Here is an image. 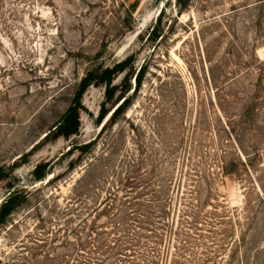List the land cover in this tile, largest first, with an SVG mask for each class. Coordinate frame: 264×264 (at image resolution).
Wrapping results in <instances>:
<instances>
[{
  "label": "rangeland",
  "instance_id": "obj_1",
  "mask_svg": "<svg viewBox=\"0 0 264 264\" xmlns=\"http://www.w3.org/2000/svg\"><path fill=\"white\" fill-rule=\"evenodd\" d=\"M0 167V264H264V0H0Z\"/></svg>",
  "mask_w": 264,
  "mask_h": 264
},
{
  "label": "trees",
  "instance_id": "obj_2",
  "mask_svg": "<svg viewBox=\"0 0 264 264\" xmlns=\"http://www.w3.org/2000/svg\"><path fill=\"white\" fill-rule=\"evenodd\" d=\"M180 5H182V4H180ZM155 25H156V23L153 25L150 32L153 31V28ZM131 60H132V57L129 56L127 59L116 62L113 65L104 66L103 64H101V65H97L95 67L90 68L88 70L87 74L85 76H83L81 79L80 87L77 91L76 103L74 105L70 106V108L64 113V115L61 117V119L56 124L51 126L49 128V131L44 136H46L47 138H54V137H58V136H64L66 138H69L71 135L78 133V131L80 129V125H81L80 109H79L81 106L80 99H81L84 91L88 87V85H90L91 83L103 84L106 87L107 97H106V100L102 104V110H101L100 116H99V119H101V122H102V120L107 116V114L111 110V108L109 109L106 106V101L108 100V98H110L113 95L114 85H112V82H113L114 78L116 77V75L119 72L123 71L125 69L126 65ZM140 80H141V74H139V70H138V72L136 73V76H135V87H134V89H136V87H138L140 85ZM126 87L127 88L125 89L124 93L116 101L115 104L117 105V102H119V100L123 96H124V99L114 109V111L111 113V115L109 116L107 121L114 122L116 120V118L118 117V115L121 112H123L125 110V108L128 106L129 95L126 96V94H128L126 92H128L130 90V88L132 87L131 82L130 83L128 82ZM115 104L113 106H115ZM89 145H90V143H86L84 146H82V148L84 150H86V147H88ZM26 155L27 154L25 153L24 156H26ZM15 163L16 162H14V164ZM71 163L73 164V162H71ZM48 165H49V163L47 161L37 164V166L35 167V170H34L36 179H38V180L44 179V177L49 172H52L53 166L51 165V168L48 171L47 170ZM234 171H235V168L228 167L227 164L222 165V169H221L222 173L225 174V173H231ZM5 175H8V173H5L4 167H0V179H3L4 177H6ZM28 199H29V192L28 191H26V192L14 191L13 193H11L0 205V226L5 224L9 220L10 214L13 212V210L16 209V207L18 205H20V204L22 205ZM158 238L161 239V237H158ZM156 241L158 243V240H156ZM256 252H257V249L255 248L253 254L250 256L252 258V260L250 261V264H255ZM141 259H143V260H141L140 264H148V261L145 258H141ZM149 261H151V260H149ZM153 261L154 260H152L151 262H153Z\"/></svg>",
  "mask_w": 264,
  "mask_h": 264
},
{
  "label": "bare ground",
  "instance_id": "obj_3",
  "mask_svg": "<svg viewBox=\"0 0 264 264\" xmlns=\"http://www.w3.org/2000/svg\"><path fill=\"white\" fill-rule=\"evenodd\" d=\"M150 16H152L151 15V12L149 13V14H146L145 16H144V18L142 19V22L140 23V26H143L142 24H144L147 20H148V18L150 17ZM139 26V27H140ZM141 28V27H140ZM134 35H135V32H133L132 34H131V36L126 40V42L124 43V46H123V49L124 48H127L128 46H129V44L132 42V39L134 38Z\"/></svg>",
  "mask_w": 264,
  "mask_h": 264
},
{
  "label": "water",
  "instance_id": "obj_4",
  "mask_svg": "<svg viewBox=\"0 0 264 264\" xmlns=\"http://www.w3.org/2000/svg\"><path fill=\"white\" fill-rule=\"evenodd\" d=\"M136 76V75H135ZM134 80H135V77H134ZM123 100V99H122ZM122 100L121 101H119L118 103H117V105H115L114 107H113V109H112V111H111V113L114 111V109L122 102ZM54 172H51V173H49L48 174V178H50L52 175H54L53 174ZM14 189H15V187L13 186V187H11L9 190H8V192L5 194V196L3 197V199L0 201V203L1 202H3L13 191H14Z\"/></svg>",
  "mask_w": 264,
  "mask_h": 264
}]
</instances>
